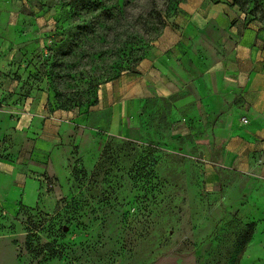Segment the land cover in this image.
<instances>
[{
    "label": "rangeland",
    "instance_id": "obj_1",
    "mask_svg": "<svg viewBox=\"0 0 264 264\" xmlns=\"http://www.w3.org/2000/svg\"><path fill=\"white\" fill-rule=\"evenodd\" d=\"M151 1L0 0V264H264V148L235 164L178 108L181 93L149 84L140 63L94 109L117 62L136 56ZM185 1L155 0L173 33ZM222 4L240 32L247 23L264 29V0H204L202 9ZM200 23L186 52L205 62L227 43ZM157 42L144 59L170 75L182 58L177 46L161 54ZM55 110L78 111L92 128L75 125L79 141L75 132L63 139V172L33 157L36 130ZM30 163L44 171L29 177L45 184L25 201L19 181L18 199H8V165L25 172Z\"/></svg>",
    "mask_w": 264,
    "mask_h": 264
},
{
    "label": "crops",
    "instance_id": "obj_2",
    "mask_svg": "<svg viewBox=\"0 0 264 264\" xmlns=\"http://www.w3.org/2000/svg\"><path fill=\"white\" fill-rule=\"evenodd\" d=\"M203 1L186 0L182 6V17L176 18L175 21L181 27V32L173 33L166 27L157 39L160 48L158 51L161 54L165 55L166 50L177 46L176 55H180L182 59L181 64L172 70V74L169 75L167 68H155L152 57L143 59L138 71L145 74V80H148L149 84L156 85L158 82L164 86L169 83L176 89L175 94L181 93L175 103L178 108L187 107L191 110V122L195 124L197 131L214 138L215 148H226L225 153L235 156V164H244L242 156L245 151L264 148V29L254 23H247L240 32V20L235 21L233 16L227 14L230 8L226 4L203 10ZM199 23L214 25L224 35V39L219 43H227L226 47L222 46V49L226 48L224 53L218 55L214 52L212 56L208 55L205 62L199 60L195 51L186 52L190 34L199 30ZM226 37H231L233 42L229 44ZM165 60L168 61V57L165 56ZM189 72H196V75L188 76ZM132 78L127 75L120 80L118 78L107 82L100 90L99 101L94 109H104L107 99L112 101L113 87L119 85L120 81L130 82ZM170 78L173 79L171 82ZM186 79L187 81H184ZM188 81L190 91L185 92L187 86H183V82ZM163 86H157L159 94L168 95L164 94ZM150 94L152 91L149 90L148 95ZM129 96L134 97L132 94L128 95V98ZM4 117L6 116L1 120ZM108 119L113 132L118 126V113L111 112ZM86 120L85 115H80L75 110H55L47 115L42 119L40 129L36 130L37 135L33 141L34 159L51 162L53 170L63 172V152L64 148H69L63 143L74 132L79 141L80 134L73 129L75 125H84L92 131L91 127H87ZM29 121L30 119L26 125H29ZM3 122L9 124L10 120ZM38 122L35 124L38 125ZM89 137L94 136L90 134ZM208 146L209 144H205V148H209ZM29 165L25 172L12 170L10 164L8 165V173L4 174L2 179L6 185L9 184L8 199H18L16 196L20 193V184H17L19 181H25L23 200L33 201L37 197V187L45 183L29 176H35L33 172L38 174L39 171H44V168L31 163Z\"/></svg>",
    "mask_w": 264,
    "mask_h": 264
},
{
    "label": "trees",
    "instance_id": "obj_3",
    "mask_svg": "<svg viewBox=\"0 0 264 264\" xmlns=\"http://www.w3.org/2000/svg\"><path fill=\"white\" fill-rule=\"evenodd\" d=\"M152 8L149 11V19L145 20V23L140 28L139 38L135 42V46L131 49L136 56H133L128 61L121 60L117 62L116 66L113 68V73L107 76L106 82L113 80L118 77L123 71L126 70H136L138 64L145 58L147 53L152 47V43L157 40L166 27L165 21L162 19L163 16L159 12L155 11L156 2L152 0ZM112 20V18H111ZM124 51V49H122ZM98 102V99H94V104Z\"/></svg>",
    "mask_w": 264,
    "mask_h": 264
},
{
    "label": "built area",
    "instance_id": "obj_4",
    "mask_svg": "<svg viewBox=\"0 0 264 264\" xmlns=\"http://www.w3.org/2000/svg\"><path fill=\"white\" fill-rule=\"evenodd\" d=\"M245 122L247 121V120H244Z\"/></svg>",
    "mask_w": 264,
    "mask_h": 264
}]
</instances>
